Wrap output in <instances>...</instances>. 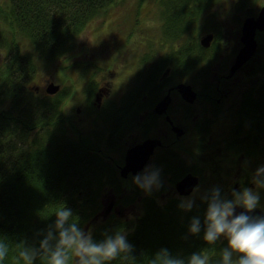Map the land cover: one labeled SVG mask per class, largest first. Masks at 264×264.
Listing matches in <instances>:
<instances>
[{
	"label": "trees",
	"instance_id": "1",
	"mask_svg": "<svg viewBox=\"0 0 264 264\" xmlns=\"http://www.w3.org/2000/svg\"><path fill=\"white\" fill-rule=\"evenodd\" d=\"M114 1L0 0V6H3L0 8L3 13L0 16L3 52L0 60V239H4L10 248L3 264H22L18 261V244L25 240L29 244H38L42 238L40 233L53 223L54 213L63 206L73 210L74 219L78 220L81 227L86 228L91 223L88 229H91L93 238L98 241L104 238L105 232L132 229L135 226L128 237L135 247L132 254L136 259L135 264H149L154 253L164 247L174 255L184 257L202 251L215 261L220 257V250L227 244L222 237L215 245H208L203 240V230L198 236L188 235L192 216L199 215L203 221L206 205L200 201V194L197 195V207L188 213L178 209L179 197L169 194L163 202L158 199L156 202L152 200L147 207L143 205L144 211L135 221L114 210L108 217H102L109 191L117 196L116 204L133 207L141 195L133 194L129 188L132 186L139 189L132 185L131 178L127 185V180L120 178L114 165L108 168L107 175L101 167H97L109 163L106 157L92 154L89 133L81 128L82 123L79 124L78 134L74 135L77 129L51 119L58 112L59 102L65 99V88L56 98H42L34 95L37 92L28 87L32 80H38L40 76L58 68L65 72V81H69L73 72L71 69L75 65L59 66V59L78 47L76 41L90 21L103 18L106 24L110 20L109 16L99 15ZM214 1L162 0V8H166L165 15L168 16L156 18L162 22L161 33L169 39L168 43L182 38L186 33L191 36L179 49L173 48L172 53H164L165 57L157 66H151L150 72L145 71L143 92L152 90L155 77L159 78L166 67L171 66L174 75L188 76L196 71L194 69L203 59L209 58L210 52L219 57L224 51V34L220 22L210 16H202ZM245 2H241L242 7ZM248 9L249 6L246 11ZM257 10L247 13V16L254 15ZM201 18L205 23L200 27L202 31L199 36L195 37L194 26ZM139 21L137 16L132 32L138 29ZM210 32L214 33L213 43L204 48L201 39ZM25 45H30L31 49H25ZM90 45L87 44L86 48ZM259 49L264 51V35L261 36ZM148 55L145 53L142 56L143 62L150 57ZM81 63L84 64L83 61ZM80 68L84 67L80 64L79 71ZM98 69L96 66V71ZM89 72L87 70V75ZM87 89L93 92V89ZM88 99L89 106L93 107L91 99ZM44 109L51 110L48 112L50 118L42 117ZM16 123L19 128L15 129ZM82 131L83 134H80ZM261 135L256 134L254 139L257 140ZM261 139L264 138H260V152L264 156V143H261ZM253 150L257 154L259 148L254 147ZM214 167V164L210 165L212 171ZM190 171H193V167L185 164L182 174L186 176L192 173ZM162 180L164 187L161 195L170 188L168 181L177 182L174 175L168 178L167 174H162ZM203 183L207 186L201 193L219 186L214 180L205 179L199 184ZM219 187L223 195L231 197V193L227 195ZM199 188H203V185ZM260 192L263 196L264 190ZM155 194L159 195L158 192ZM37 264L41 262L38 260ZM112 264L132 262L118 258Z\"/></svg>",
	"mask_w": 264,
	"mask_h": 264
},
{
	"label": "flooded vegetation",
	"instance_id": "2",
	"mask_svg": "<svg viewBox=\"0 0 264 264\" xmlns=\"http://www.w3.org/2000/svg\"><path fill=\"white\" fill-rule=\"evenodd\" d=\"M243 21L235 23L236 31L223 30V43H228L226 32L231 33L230 42L234 46L230 55L224 58L227 55L226 47H223L224 51L219 57L210 52L209 58L203 59L194 69L196 71L188 76L174 75L172 67L168 66L159 78L155 77L150 92L142 91L145 86V71L150 72L151 66H157L165 57L164 53H172L174 46L170 48V44L165 45L162 54L151 49L150 60L141 64L139 76L128 83V77L122 76L126 61L121 52L114 55L116 50H109L104 46L99 48L96 44L86 48L85 45L73 54H65L58 61L61 66L75 65L69 76V89L65 85L67 81H58L54 75H44L43 83L46 85L44 93L39 96L43 98V94H47L46 96L56 98L65 88V99L59 102L58 112L51 119L77 129L74 135L78 134L79 124L83 123L79 114L74 112L80 110L74 108L78 93L91 99L92 104L97 107L92 117L100 123L99 129H102V138L97 143L88 136L93 155L106 157L123 165L129 148L148 138L157 139L160 143L156 145L147 164L155 163L161 167L162 174L172 178L174 169L181 161L193 167L190 172L200 177V183L205 179L214 180L229 195L233 189L239 190L252 181L256 171L253 169L254 164L256 167L264 165V156L261 153L255 154L253 150L254 147H260L261 138L255 140L254 136L258 133L264 134V51L259 49L264 30L257 32L258 49L255 55L228 77L230 67L242 46ZM180 47L176 45L175 48ZM80 54H83L84 64L76 60ZM100 54L113 58L105 65V69L95 59ZM80 64L86 69L88 67L91 73L87 75V70L79 71ZM52 82L60 86L56 93L48 91ZM180 84L192 85L197 91L195 100H187L182 95L178 88ZM34 86L37 90L40 89V85ZM73 87L75 88L72 89ZM87 88L93 89V92H89ZM119 88L122 89V95L119 99H114ZM202 90L204 92H201ZM169 93L170 100L166 110L157 112L156 106ZM48 112L51 110L44 109L42 117L50 118ZM16 128H19L17 123ZM80 134H83V131ZM117 145L120 146V153L117 148L114 149ZM197 145L201 149L215 148L212 157L205 158V152L195 155L191 149ZM223 162H231L235 173H224ZM212 164L215 165L213 171L210 168ZM131 175L133 173H130L126 180L131 178ZM229 175H232L231 178H227ZM202 185L204 190L207 185L203 183L198 186ZM168 186L172 190V184Z\"/></svg>",
	"mask_w": 264,
	"mask_h": 264
},
{
	"label": "clouds",
	"instance_id": "3",
	"mask_svg": "<svg viewBox=\"0 0 264 264\" xmlns=\"http://www.w3.org/2000/svg\"><path fill=\"white\" fill-rule=\"evenodd\" d=\"M162 169L155 163L145 165L142 171L131 175V183L145 195L151 196L163 187ZM255 187L233 189L231 197L222 194L219 186L200 192L199 186L189 196L179 197L178 209L188 213L197 207L199 199L206 205L203 221L199 215L189 221L188 235H200L208 245H215L223 237L227 244L220 250V257L197 251L184 257L174 255L168 248H160L149 264H264V215H252L260 207V190H264V165L259 166L252 178ZM237 208L243 211L236 212ZM55 220L43 230L38 244L26 240L17 246L18 261L22 264H112L118 258L135 264L134 245L129 241L132 229L105 232L102 240H95L91 229L81 227L74 219L73 210L63 206L55 213ZM136 215L128 214L129 220ZM187 239V235L185 236ZM9 244L0 239V264L8 257Z\"/></svg>",
	"mask_w": 264,
	"mask_h": 264
},
{
	"label": "rangeland",
	"instance_id": "4",
	"mask_svg": "<svg viewBox=\"0 0 264 264\" xmlns=\"http://www.w3.org/2000/svg\"><path fill=\"white\" fill-rule=\"evenodd\" d=\"M3 1V0H1ZM140 1V4L138 3ZM243 0H215L212 2L209 6V8L202 14V16H210L213 18L216 22H220V29H232L233 31H236L237 25L236 22H239L240 20L243 21V18L247 16V13H252L253 11H256L257 9L264 5V0H246L244 6H241V2ZM254 4H252V3ZM250 7L246 11L247 7ZM3 6H0L2 8ZM165 10V11H164ZM257 10V11H258ZM167 13L166 8H162V0H115L110 6H108L106 9H104V12L100 14L99 16H109V19L107 23L105 24V20L103 18L94 19L93 21H90L88 26L82 31L80 36L78 37L76 43L77 48L72 50V54L79 48H83L87 44H95L101 48L102 46L106 47L109 50H116L114 52V55H118L120 52L122 56L124 57L126 61L123 78L128 77L127 83L129 80H133V78L139 76L138 73H140V67L141 64L147 63L150 60V57L146 61H142V56L145 53H148L150 56V50H157L158 53L162 54V49L167 45L169 42V39L164 37L161 33L162 29V22L158 21L156 16H168L165 15ZM0 16H3V13L0 9ZM139 16V27L137 30L132 32L134 30V20L136 17ZM244 16V17H242ZM205 23L204 19H200L198 22H196L194 26V36L198 37L199 33L202 31L200 27L203 26ZM101 27V28H100ZM228 43H223L224 48L227 49V55L224 57L226 58L228 55L231 54L234 44L231 43V33L226 32ZM191 35L188 33L184 34L182 38L174 39L170 42V47L176 45H183L186 43V41L190 38ZM25 42V41H24ZM2 42L0 41V60L2 59L1 54L3 53ZM169 44V43H168ZM25 49H31L30 45H25ZM95 59L98 61V64L102 68H106V64L110 63L112 61V57L104 56V55H98L95 57ZM78 61L83 60V54L78 55L76 58ZM59 66L60 63H58ZM82 69L86 68H80V71ZM87 70L89 71V68L87 67ZM54 75L55 78L58 81H65L66 75L65 72L58 68L54 72H47L46 76L48 75ZM43 76H40L38 80L34 79L30 83L28 87L33 89V91H36L37 93H33L34 95L39 96L41 93H44V87L46 83H43ZM34 85H40V89L37 90ZM67 85L69 89V81L65 84ZM64 85V86H65ZM117 92V96H115L114 99H119L121 97L122 89L119 88ZM47 94H43V98ZM85 96V95H84ZM82 93H78L77 96V102H75L76 106L74 108H79L78 111H74L75 113L79 114V117L82 119L83 123L81 124V128L89 133L90 137H92L93 141L97 143V141L101 140L100 132L102 129H99L100 123L95 121L93 119V114L96 113V106L93 105V107H90L89 99L85 98ZM40 97V96H39ZM48 97V96H46ZM87 97V96H86ZM92 100L94 97H91ZM36 106H38V103H36ZM92 131V132H91ZM261 138H264V134L260 136ZM263 139H261L262 143ZM264 145V144H263ZM117 148V152L120 153V146L117 145L114 147V149ZM260 148L257 154H260ZM95 150V149H94ZM191 151L195 153V155H201L202 152H205L203 156L208 159L209 157H212L213 151H215V148L211 149H201L197 146H194ZM118 156V154H116ZM120 158V156H119ZM259 159V158H258ZM122 160V159H121ZM179 161V160H178ZM257 161V160H256ZM107 162L109 165L107 166H97L101 167L107 175L108 168L111 165H114L117 169L118 175L121 178L120 175V166L116 162H113L111 159H107ZM230 164V165H227ZM185 167V164L180 161L177 167L174 169L173 175L177 179H181L183 174L181 173ZM258 167L253 166V169H257ZM224 173H235V168L231 162H223V170ZM232 175L227 176V178H231ZM126 181V179H124ZM130 184V181L127 180V185ZM167 184H172L173 188L172 190L170 188H167L166 192H164L161 195V190L158 191L159 195L156 196L155 192L151 196L145 195V193L141 190H136L134 187H130V192H132L135 195H141V199L137 201V204L132 208L128 209L125 213V215L128 216L129 213H133L140 217V214L143 213L144 208L143 205L147 207L148 204L154 200L159 199L160 202H163L168 195L181 197L182 195L178 194L176 191V183L173 182H167ZM114 185V183H112ZM251 185V184H249ZM255 187V186H253ZM200 192L203 188H199ZM200 193H197L196 195H199ZM161 195V196H160ZM183 195V196H189ZM260 204H264V195L262 196L260 192ZM103 217V216H102ZM128 218V217H127ZM136 218V219H137ZM89 226H91V223L86 226V230H88ZM224 239V238H223ZM226 245V243H225Z\"/></svg>",
	"mask_w": 264,
	"mask_h": 264
},
{
	"label": "water",
	"instance_id": "5",
	"mask_svg": "<svg viewBox=\"0 0 264 264\" xmlns=\"http://www.w3.org/2000/svg\"><path fill=\"white\" fill-rule=\"evenodd\" d=\"M264 30V6L259 10L257 15L247 16L242 24L241 43L242 46L230 67L228 77L232 76L233 73L241 67L245 62L250 60L258 49L257 32ZM214 39L213 33H208L201 39V43L205 47H209ZM167 73V72H166ZM178 88L182 95L190 101L195 100L197 97V91L192 87L191 84H180ZM60 90V86L52 82L48 88L50 93H56ZM170 100V93L166 95L156 106V111L161 113L166 110L167 103ZM179 128V127H177ZM179 131V129H178ZM160 142L157 139L148 138L142 143H138L128 149L126 154L125 164L121 168V176L126 178L130 173L136 174L142 170L150 160V157ZM200 177L193 173H188L185 177L180 179L176 188L181 195L190 194L193 189L199 184ZM114 201L108 204L103 214L108 216L113 209ZM243 211L242 208H237L236 212ZM252 215H264V210L259 207L251 213Z\"/></svg>",
	"mask_w": 264,
	"mask_h": 264
}]
</instances>
